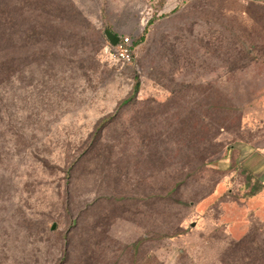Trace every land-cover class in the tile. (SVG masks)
<instances>
[{"label": "rangeland", "instance_id": "obj_1", "mask_svg": "<svg viewBox=\"0 0 264 264\" xmlns=\"http://www.w3.org/2000/svg\"><path fill=\"white\" fill-rule=\"evenodd\" d=\"M4 1L0 264H264V0Z\"/></svg>", "mask_w": 264, "mask_h": 264}, {"label": "trees", "instance_id": "obj_2", "mask_svg": "<svg viewBox=\"0 0 264 264\" xmlns=\"http://www.w3.org/2000/svg\"><path fill=\"white\" fill-rule=\"evenodd\" d=\"M34 7H36V6H32L31 10ZM16 9L18 10V8H16ZM34 10H39V9L35 8ZM9 11H10V9H9L8 3L4 0H0V51L7 48V46L5 44H3V42L5 41L7 33H8V29H6V27L10 26V24H11L9 21ZM10 14H11V12H10ZM35 16H38V15L35 13ZM32 22L33 23H32L31 29L29 30L30 38H31V40L33 39L34 44H37V42H38L37 38L39 36L38 30L40 27L39 26L40 23L36 19H33ZM142 40L143 39L141 38L140 40H138V42H140ZM137 43H135V41L132 42L133 51H135V47H136ZM137 90H138V86L136 85L135 88L133 89L132 97L135 95ZM132 97L129 98V100L124 101V103L122 105L127 104L132 99ZM257 192L258 191L252 192L250 197H254Z\"/></svg>", "mask_w": 264, "mask_h": 264}, {"label": "crops", "instance_id": "obj_3", "mask_svg": "<svg viewBox=\"0 0 264 264\" xmlns=\"http://www.w3.org/2000/svg\"><path fill=\"white\" fill-rule=\"evenodd\" d=\"M244 166L252 176L256 177L261 184L260 196L257 199L264 200V145L256 151L251 152L243 160ZM256 200L255 196L252 197Z\"/></svg>", "mask_w": 264, "mask_h": 264}, {"label": "built area", "instance_id": "obj_4", "mask_svg": "<svg viewBox=\"0 0 264 264\" xmlns=\"http://www.w3.org/2000/svg\"><path fill=\"white\" fill-rule=\"evenodd\" d=\"M133 40L130 37H121L115 46L108 45V55L116 62L130 64L134 60V51L132 49Z\"/></svg>", "mask_w": 264, "mask_h": 264}, {"label": "water", "instance_id": "obj_5", "mask_svg": "<svg viewBox=\"0 0 264 264\" xmlns=\"http://www.w3.org/2000/svg\"><path fill=\"white\" fill-rule=\"evenodd\" d=\"M104 35L108 41V43L111 45V46H115L119 40V36L108 31V30H104Z\"/></svg>", "mask_w": 264, "mask_h": 264}]
</instances>
